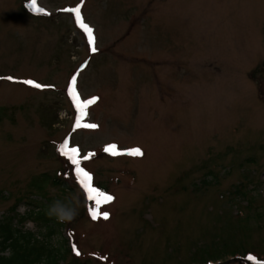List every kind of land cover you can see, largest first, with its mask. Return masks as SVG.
Here are the masks:
<instances>
[{
    "label": "rangeland",
    "instance_id": "rangeland-1",
    "mask_svg": "<svg viewBox=\"0 0 264 264\" xmlns=\"http://www.w3.org/2000/svg\"><path fill=\"white\" fill-rule=\"evenodd\" d=\"M94 97L81 123L98 127L74 130ZM65 139L114 198L107 220ZM44 173L68 188H31ZM57 200L76 212L58 264H264V0H0V218Z\"/></svg>",
    "mask_w": 264,
    "mask_h": 264
},
{
    "label": "trees",
    "instance_id": "trees-1",
    "mask_svg": "<svg viewBox=\"0 0 264 264\" xmlns=\"http://www.w3.org/2000/svg\"><path fill=\"white\" fill-rule=\"evenodd\" d=\"M50 183L62 190L68 188L61 179L45 173L33 177L29 186L42 192ZM52 204L46 201L37 210L30 209L23 215L15 212L14 205L8 215L0 218V264H58L62 254L69 253L70 247L64 244L58 247L52 242L53 235L60 233L63 223L49 217L48 210ZM26 218L35 221L37 231L23 227Z\"/></svg>",
    "mask_w": 264,
    "mask_h": 264
},
{
    "label": "snow or ice",
    "instance_id": "snow-or-ice-1",
    "mask_svg": "<svg viewBox=\"0 0 264 264\" xmlns=\"http://www.w3.org/2000/svg\"><path fill=\"white\" fill-rule=\"evenodd\" d=\"M32 6L33 8H35V0H32ZM39 11H43L42 9H39ZM64 11L67 12H72L75 15V20L76 23L78 25L79 28H81L87 35V39H88V43L90 46H92L94 44V38L92 35V29L87 26L86 24L83 23L82 21V17L80 14V9L79 6L77 8L74 9H64ZM92 51H95V47L91 48ZM9 79H12L11 77H9ZM23 83L36 87V88H40L42 87L41 85L35 83L34 81L31 80H26L23 81ZM75 84V77H73L72 81L70 82L69 85V89H68V93L70 97H73L74 102L77 99L76 97L73 96V85ZM98 98H92L89 101H82L79 103H76L75 106L77 107L78 113H80V115L77 116L76 122L74 124V130L76 128L79 127H86V128H96L98 127L95 124H82L81 123V117L83 115H86V109L92 104L94 103ZM104 151L112 156H119V155H130V156H142L143 152L141 149L139 148H135V149H128V150H119L118 147L116 145H109L106 146L104 148ZM58 152L62 155L65 156L70 163L74 166V174L76 176V180L78 182V184L81 186V188L83 189L87 200L93 202V207L90 208L89 210V214L91 216V218L93 220H97L98 218H103L105 220H107L109 218V214L108 213H100L99 212V207L104 204V203H108L111 202L114 198L106 193L101 192L100 190L96 189L95 187H93L91 180V174L88 173L84 168L81 167V158L79 157V150L77 148H68V141L67 139H65V141L58 146ZM91 155L93 154H89L83 157V160H88ZM77 254H79L77 252ZM249 260H252V257H248Z\"/></svg>",
    "mask_w": 264,
    "mask_h": 264
},
{
    "label": "clouds",
    "instance_id": "clouds-1",
    "mask_svg": "<svg viewBox=\"0 0 264 264\" xmlns=\"http://www.w3.org/2000/svg\"><path fill=\"white\" fill-rule=\"evenodd\" d=\"M49 217H54L59 222L71 221L76 215L75 209L71 206V201H55L48 210Z\"/></svg>",
    "mask_w": 264,
    "mask_h": 264
},
{
    "label": "water",
    "instance_id": "water-1",
    "mask_svg": "<svg viewBox=\"0 0 264 264\" xmlns=\"http://www.w3.org/2000/svg\"><path fill=\"white\" fill-rule=\"evenodd\" d=\"M239 262L241 261V258H238V257H234V258H231L229 260H226V261H222V262H219V263H216V264H229L231 262Z\"/></svg>",
    "mask_w": 264,
    "mask_h": 264
}]
</instances>
